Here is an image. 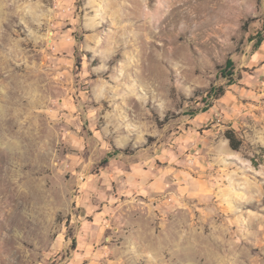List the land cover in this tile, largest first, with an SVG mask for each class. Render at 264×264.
<instances>
[{"label": "rangeland", "instance_id": "rangeland-1", "mask_svg": "<svg viewBox=\"0 0 264 264\" xmlns=\"http://www.w3.org/2000/svg\"><path fill=\"white\" fill-rule=\"evenodd\" d=\"M0 264H264V0H0Z\"/></svg>", "mask_w": 264, "mask_h": 264}, {"label": "trees", "instance_id": "trees-1", "mask_svg": "<svg viewBox=\"0 0 264 264\" xmlns=\"http://www.w3.org/2000/svg\"><path fill=\"white\" fill-rule=\"evenodd\" d=\"M260 37H261V36L258 37L259 40H258V42H257V46H260L261 43H262V41H263ZM228 63L231 65V61H230V60H228ZM226 74H227L226 77H228V76H232V75H233L232 73H231V74L226 73ZM223 94H224V90H223V88H211V89L209 90V92H208V95H210L213 99H217V98L221 97ZM226 139L229 141L230 146H231L233 149H236V148H234L235 140H234V138H233V136H232V134H231L230 132H227V133H226Z\"/></svg>", "mask_w": 264, "mask_h": 264}]
</instances>
